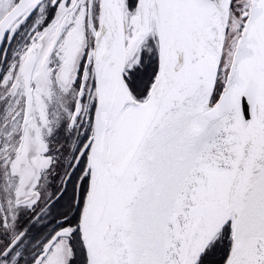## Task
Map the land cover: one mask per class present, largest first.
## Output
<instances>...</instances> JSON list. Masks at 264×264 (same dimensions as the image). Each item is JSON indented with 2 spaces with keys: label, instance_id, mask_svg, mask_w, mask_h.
Here are the masks:
<instances>
[{
  "label": "snow or ice",
  "instance_id": "6c2138e0",
  "mask_svg": "<svg viewBox=\"0 0 264 264\" xmlns=\"http://www.w3.org/2000/svg\"><path fill=\"white\" fill-rule=\"evenodd\" d=\"M69 6L83 54L40 199L0 186V264H264V0H0V58Z\"/></svg>",
  "mask_w": 264,
  "mask_h": 264
},
{
  "label": "flooded vegetation",
  "instance_id": "af4514ba",
  "mask_svg": "<svg viewBox=\"0 0 264 264\" xmlns=\"http://www.w3.org/2000/svg\"><path fill=\"white\" fill-rule=\"evenodd\" d=\"M4 6L11 7V0H4ZM83 45V8L77 14L76 8L69 6L31 43L26 34L17 36L7 59L0 58V69L7 73L0 83V186L6 184L9 195L4 199L9 201L6 207L11 214L16 213L17 205L30 207L40 199L38 186L52 164L49 137L66 115L67 94L73 91ZM4 82L5 89H1ZM32 235L33 239L42 238L38 233Z\"/></svg>",
  "mask_w": 264,
  "mask_h": 264
},
{
  "label": "water",
  "instance_id": "95a60500",
  "mask_svg": "<svg viewBox=\"0 0 264 264\" xmlns=\"http://www.w3.org/2000/svg\"><path fill=\"white\" fill-rule=\"evenodd\" d=\"M16 8L19 7V5L15 6ZM15 9L13 8L12 11H14ZM11 15V11H9L6 15H5V19H7V16ZM32 68H33V63L30 62L27 66V74H26V80L27 82L30 84V79H31V74H32ZM30 95H31V89H29Z\"/></svg>",
  "mask_w": 264,
  "mask_h": 264
},
{
  "label": "rangeland",
  "instance_id": "374dc122",
  "mask_svg": "<svg viewBox=\"0 0 264 264\" xmlns=\"http://www.w3.org/2000/svg\"><path fill=\"white\" fill-rule=\"evenodd\" d=\"M83 52V51H82ZM43 53H46V50H45V48H44V46H43ZM7 83V82H6ZM1 89H5V82L2 84V87H1ZM54 255L55 254H57V250H54V253H53ZM52 257L50 256V259H51Z\"/></svg>",
  "mask_w": 264,
  "mask_h": 264
}]
</instances>
